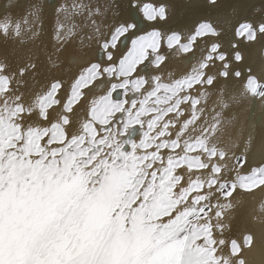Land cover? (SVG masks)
<instances>
[{
	"label": "snow or ice",
	"instance_id": "6c2138e0",
	"mask_svg": "<svg viewBox=\"0 0 264 264\" xmlns=\"http://www.w3.org/2000/svg\"><path fill=\"white\" fill-rule=\"evenodd\" d=\"M148 7L145 14L149 19L155 15L163 18L162 7L147 11ZM133 28L131 23L117 26L103 47H115V41ZM201 29L213 31L201 24L195 35H200ZM8 30L7 23L0 24V32L7 34ZM259 30L264 32V25ZM242 31L254 38L250 25L242 26ZM195 35L182 46L184 51L190 50ZM157 36L152 32L133 39L119 66L103 69L123 81L113 83L106 94L95 98L75 129L67 116L46 127L24 120L23 113L32 109H25L18 98L7 95L8 80L0 74V264H244L235 240L231 241L230 256L217 255L225 241L213 238L210 218L202 214L206 208L210 210L205 202L217 192L226 200L237 188L251 191L264 186V165L234 179H228L227 174L216 178L222 167L211 164V159L227 155L209 143L219 121L198 123L206 110L197 105L201 99L208 105L218 104L221 97L210 100L203 91L198 98L180 96L185 86L213 84V77L201 71L206 62L172 84L157 78L151 91H141L143 78L131 79L137 64L147 57L148 48L155 52ZM171 40H179L178 34L170 36ZM108 59L112 60L111 53ZM236 59H240L238 54ZM157 60L162 57L157 56ZM99 75L98 64L80 73L65 105L67 111H71L73 101L86 95L80 89L93 85ZM117 88L143 99H113ZM96 89L101 90V86L96 85ZM161 89L163 95L159 94ZM259 89L254 80L247 82V92L264 96ZM46 99L37 101L45 120L50 106ZM181 102L191 107L189 118L184 120H179L185 114L179 107ZM117 113L121 114L119 120ZM171 113L176 118L166 120ZM133 124L141 130L147 125L138 141ZM170 127L176 131H168ZM165 149L169 151L163 153ZM193 151L202 152L204 158L190 155ZM233 159L242 164L235 154ZM184 164L189 169L211 167V173L203 179L188 176V185L181 186L185 177L176 169ZM205 185L209 195H192ZM220 216L217 211L216 217ZM216 227L219 230L221 226ZM251 241V236L244 237V245Z\"/></svg>",
	"mask_w": 264,
	"mask_h": 264
},
{
	"label": "bare ground",
	"instance_id": "6f19581e",
	"mask_svg": "<svg viewBox=\"0 0 264 264\" xmlns=\"http://www.w3.org/2000/svg\"><path fill=\"white\" fill-rule=\"evenodd\" d=\"M146 4L156 10L162 7L163 18L155 15L154 19H149L145 14ZM3 23L9 25V30L7 34L0 32V74L8 80L7 95L18 98L17 102L25 109H32L31 113H23L24 120H35L36 126L46 127L67 116L75 129L76 122L86 118L92 101L106 94L120 79L103 69L110 64L116 67L133 39L155 31L158 33L155 52L149 49L147 57L137 64L132 74L136 79L145 80L141 91L154 88L157 78L161 83L172 84L206 62L207 67L201 71L213 77V84L185 86L180 96L198 98L203 91L210 100L217 95L221 97L218 104L208 105L201 99L197 105L206 110L198 123L219 121L210 133L209 143L227 155L223 159L219 156L211 159V164L222 167L216 178L227 174L228 179H234L264 165V96L246 91L251 78L261 86L260 91H264V32L259 30L264 25V0H0V24ZM130 23L135 24V28L121 35L115 47H103L105 41H111L117 26ZM202 23L213 31L195 35ZM242 25L251 26L254 38L239 32ZM172 33L178 34L179 40L170 45L167 37ZM194 35L190 50L184 51L182 43L190 41ZM157 56L162 60L154 62ZM209 56L212 59H207ZM220 56L224 59H219ZM92 64L100 65L97 81L82 88L81 92L86 95L74 101L71 111H67L65 105L74 81ZM223 72L227 75H221ZM54 84L59 87L55 90L54 102L46 109L45 120L40 116L37 101L45 98ZM96 85L101 86V90L98 91ZM121 98L141 97L117 88L113 99ZM179 107L185 113L179 120L189 118L190 104L181 102ZM116 116L119 120L121 114ZM175 118V113L165 117L166 120ZM132 127L137 129V141L142 131L147 130L146 124L143 130L138 124ZM168 131L174 133L176 129L170 127ZM196 154L204 158L202 152L190 153ZM233 154L241 158L242 164H236ZM234 165L235 171H232ZM176 171L185 177L181 186H187L188 176L203 179L211 173V167L189 169L184 164ZM197 193L209 195L210 190L205 185L192 195ZM205 203L211 206L210 210L205 209L204 215L210 218L213 238L217 242L225 241L222 253L218 251L217 255L230 256L231 241L235 240L240 245L238 256L244 264H264V186L251 191L237 188L226 200L217 192L215 198ZM217 211L221 212L219 218ZM217 225L221 226L219 230ZM245 236L252 237L248 246L244 245Z\"/></svg>",
	"mask_w": 264,
	"mask_h": 264
},
{
	"label": "rangeland",
	"instance_id": "374dc122",
	"mask_svg": "<svg viewBox=\"0 0 264 264\" xmlns=\"http://www.w3.org/2000/svg\"><path fill=\"white\" fill-rule=\"evenodd\" d=\"M146 6H149L148 7V9H147V11H152V7H151V5L150 4H146ZM146 11V10H145ZM202 24H206V23H202ZM206 25H208V24H206ZM242 26H245V25H242ZM242 26H240V30H239V32H244V31H242ZM201 31V33H204V32H206V30H204V29H201L200 30ZM152 32H155V31H151V32H149V33H152ZM246 33V32H245ZM148 33H146V34H141V35H139L138 37H140V36H143V35H147ZM173 34H175V33H172V34H170L168 37H167V43L168 44H170V45H172V44H174L175 42H176V40H171V41H169V37L170 36H172ZM246 35H247V33H246ZM248 36V35H247ZM138 37H136V38H138ZM135 38V39H136ZM189 42L190 41H186V42H184V43H182V46L183 45H187V44H189ZM157 45H158V36L156 37V47H157ZM132 48V42H131V45H130V47H129V49L126 51V53H125V55L128 53V51L130 50ZM153 50L152 48H148V50ZM148 50H147V52H148ZM124 55V56H125ZM220 55V54H219ZM123 56V57H124ZM122 57V58H123ZM121 58V59H122ZM120 59V60H121ZM158 62V60H157V57L154 59V62ZM120 62V61H119ZM119 66V63H118V65L116 66V67H118ZM108 67H113V65L112 64H110ZM131 79H136L135 77H131ZM251 80H254L253 78H251ZM123 81V78L122 77H120V79L117 81V83H121ZM255 81V80H254ZM256 82V81H255ZM257 83V82H256ZM259 85V84H258ZM156 86V85H155ZM260 86V85H259ZM153 89V88H152ZM151 89V90H152ZM55 90H56V88L55 89H51L50 90V92H51V96H48V94L45 96V97H47V99L45 100V103H47V104H51V103H53L54 102V98H55ZM124 90V89H123ZM151 90H149V91H151ZM261 90V86H260V89H259V91ZM80 91H81V89H80ZM125 91V90H124ZM49 92V93H50ZM71 94H70V96L69 97H71V95H72V89H71V92H70ZM160 95H163L164 93H163V89H161V92L159 93ZM140 99H143V97H141ZM121 100H124V98H121ZM68 101H69V99H68ZM74 102V101H73ZM68 103V102H67ZM124 117L126 118L127 117V113H125L124 114ZM202 215H204V214H202Z\"/></svg>",
	"mask_w": 264,
	"mask_h": 264
}]
</instances>
